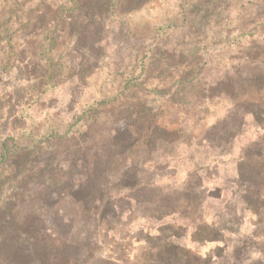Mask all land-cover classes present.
Wrapping results in <instances>:
<instances>
[{
    "label": "rangeland",
    "instance_id": "1",
    "mask_svg": "<svg viewBox=\"0 0 264 264\" xmlns=\"http://www.w3.org/2000/svg\"><path fill=\"white\" fill-rule=\"evenodd\" d=\"M113 1L47 55L54 85H0V175L35 158L19 219L38 195L61 209L65 264H264V0ZM155 202L174 247L133 221Z\"/></svg>",
    "mask_w": 264,
    "mask_h": 264
},
{
    "label": "trees",
    "instance_id": "2",
    "mask_svg": "<svg viewBox=\"0 0 264 264\" xmlns=\"http://www.w3.org/2000/svg\"><path fill=\"white\" fill-rule=\"evenodd\" d=\"M115 6L116 2L113 0H0V85L9 76H14L24 90L29 89V94L31 91H38L40 87L45 88L46 83L54 85L55 80L60 77L62 79L61 70L51 64L47 55L65 39H81L96 25L99 30L103 29L106 16ZM19 73L22 74L21 77ZM17 101L16 95L9 94L6 103ZM11 107L13 106H0L3 117L9 120L13 115ZM138 113L135 112L137 115ZM124 116L114 123L119 124V121L126 118ZM145 136H149L148 132ZM2 151L1 162L4 163L13 149H5L2 145ZM20 152L23 154L20 156L21 163L16 165V174L8 178L0 175V264L72 263L74 260L69 259L64 252L66 239L63 234L67 222L61 209L41 205V196L38 195L39 199L34 198L24 211V216L19 219L15 197L24 193L22 180H26V164L35 161L31 155L33 151L25 148L20 149ZM41 157L36 159L40 162L44 156ZM43 172L42 169L37 176H41ZM49 179L58 186L63 184L54 176ZM10 180L14 181L12 188L8 186ZM153 206L155 213L133 221L142 220L144 225L158 229V234L163 237V227L172 230L170 223L165 224V220L171 216L168 213H158L160 204L155 202ZM178 229L180 227L172 230V236L168 231L169 235L163 237L168 246L174 247ZM145 237L144 243H149L152 236L148 233ZM75 247L80 248L79 245Z\"/></svg>",
    "mask_w": 264,
    "mask_h": 264
}]
</instances>
